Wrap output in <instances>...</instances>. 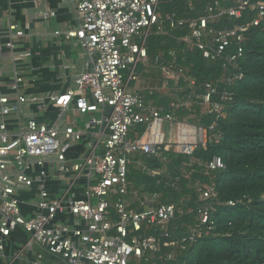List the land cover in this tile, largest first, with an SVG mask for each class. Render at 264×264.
I'll return each instance as SVG.
<instances>
[{"label": "built area", "instance_id": "2783aa9c", "mask_svg": "<svg viewBox=\"0 0 264 264\" xmlns=\"http://www.w3.org/2000/svg\"><path fill=\"white\" fill-rule=\"evenodd\" d=\"M69 1L78 27L56 35L77 39L92 68L77 76L74 89L49 101L65 108L74 103L80 116L98 113V118L87 120L86 131L71 127L61 131L35 118L25 120L16 134L9 131V119L20 112L22 104L44 101L20 93L24 78L15 62L31 55L16 53L25 32L14 23L6 29L0 26V38H7L4 46L14 62L10 95L1 92L0 70V258L5 257L16 230L28 235L29 246L42 251L27 264H131L147 255L153 258L162 249L163 239L171 236L179 211L175 204H158L150 195L129 199L130 166L138 154L156 157L166 149L191 156L199 146L206 149L214 142L218 121L233 101V94L222 85L230 86L244 76L241 64L247 34L264 19V0H169L181 3L187 16L163 13L165 0ZM54 15L43 14L46 19ZM175 31L181 34L174 35ZM153 36L174 39L183 48L160 52L152 62L149 40ZM188 51L200 52L207 64L220 65L223 76L197 87L187 68L179 64V56ZM139 65L160 74L158 87L164 82L179 86L184 81L196 103L172 101L166 110L141 93L157 94L158 87L131 90V82L144 79L137 74ZM194 104L204 115L215 114L216 120L210 126L179 120L176 112L180 108L191 111ZM94 126L99 127L97 142L89 144L86 154L70 157L72 147ZM139 126L146 127L142 134ZM137 164L144 165L142 161ZM205 167L212 172L225 169V164L215 157ZM36 168L39 200L27 204L34 210L26 212L18 190L35 186L37 180L31 173ZM48 180L62 181L65 186L52 193L45 188ZM199 193L204 203L217 198L213 185L200 188ZM209 211L208 205L199 208V225L193 234L206 225L212 230Z\"/></svg>", "mask_w": 264, "mask_h": 264}, {"label": "trees", "instance_id": "16d2710c", "mask_svg": "<svg viewBox=\"0 0 264 264\" xmlns=\"http://www.w3.org/2000/svg\"><path fill=\"white\" fill-rule=\"evenodd\" d=\"M165 1L163 13L187 16L181 3ZM180 34L181 31L174 32ZM247 36L241 64L243 78L230 86L222 85L233 94V101L227 103L225 117L218 121L212 134L216 137L214 142L206 149L199 146L191 156L166 149L156 157L135 156L129 171V199L160 196L158 204H175L179 213L172 222L171 236L162 241L160 252L131 264H264V19ZM172 48L183 47L174 39L153 36L149 40L150 60L153 62L160 52L168 53ZM179 64L187 68V75L197 87L224 74L220 65L207 64L196 51L180 55ZM190 94L188 90L180 97L196 103L195 97H188ZM158 104L168 110L169 103L158 101ZM176 116L204 126L216 120L215 114L204 115L195 104L191 111L180 108ZM145 128L139 126L137 131L142 134ZM215 157L223 160L225 169L208 172L205 164ZM138 161L145 166L137 164ZM211 185L217 198L201 202L199 189ZM230 201L235 206H229ZM204 205L210 208L213 228L210 230L206 225L199 234H193L199 225L198 210Z\"/></svg>", "mask_w": 264, "mask_h": 264}, {"label": "crops", "instance_id": "0c3cea01", "mask_svg": "<svg viewBox=\"0 0 264 264\" xmlns=\"http://www.w3.org/2000/svg\"><path fill=\"white\" fill-rule=\"evenodd\" d=\"M46 12H54L55 15L46 19L43 16ZM9 23L17 24L26 34L18 41L16 53L31 54L26 58H17L15 62L24 78L20 93L27 98L44 101L22 104L20 112L13 114L9 119V131L16 134L20 125L28 118H35L61 131L69 127L86 131L87 120L90 117L98 118V113L80 116L74 103L65 108L55 106L49 101L51 96H60L74 89L77 76L92 68L89 55L77 39L56 35L57 32H67L78 27L72 3L69 0H0V26L6 29ZM6 41V37L0 38L1 92L10 95L14 62L10 51L4 46ZM159 85L157 80L144 78L134 84V89L157 88ZM149 93L143 92L147 100L151 97ZM98 132L99 127H92L88 134L72 147L69 156L86 154L90 148L89 144L97 142ZM31 177L37 180L35 186L18 190V197L24 203L26 212H29L27 208L34 210V206L29 207L27 204L35 205L39 200L38 168L31 173ZM64 186L65 183L59 180H48L45 183V188L52 193L63 189ZM80 186L82 184L78 187ZM28 241L29 237L24 232L14 231L7 244L5 257L0 258V264H27L35 261L42 251L35 245L29 246Z\"/></svg>", "mask_w": 264, "mask_h": 264}, {"label": "rangeland", "instance_id": "374dc122", "mask_svg": "<svg viewBox=\"0 0 264 264\" xmlns=\"http://www.w3.org/2000/svg\"><path fill=\"white\" fill-rule=\"evenodd\" d=\"M149 65H151V63H149ZM137 74H143L145 79H154L159 81L160 78V74L153 68H148L145 69L142 65H139L137 68ZM160 83V82H159ZM134 84L135 82H131L129 85V88L131 90H134ZM166 84L167 87L164 85ZM163 87H158V93L154 95H152L151 93H149L151 95V97L153 96H157V98H153L151 99V101L154 102H158V101H163V102H174V101H179V102H183L184 97H180V95L182 93H186L188 90H190V87L187 84H183V85H177V82H164ZM161 86V85H160ZM159 88H163L162 90H160ZM192 91H190L191 93ZM143 94V92H141ZM193 94V93H192ZM188 95L191 96V98H194L193 95ZM165 100V101H164ZM160 199V196L156 197V203H159L158 200Z\"/></svg>", "mask_w": 264, "mask_h": 264}, {"label": "water", "instance_id": "95a60500", "mask_svg": "<svg viewBox=\"0 0 264 264\" xmlns=\"http://www.w3.org/2000/svg\"><path fill=\"white\" fill-rule=\"evenodd\" d=\"M111 111H112V110L109 108V109L107 110V114L110 115Z\"/></svg>", "mask_w": 264, "mask_h": 264}]
</instances>
